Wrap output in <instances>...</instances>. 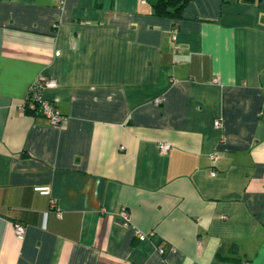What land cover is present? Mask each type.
Returning <instances> with one entry per match:
<instances>
[{"label":"crops","instance_id":"0c3cea01","mask_svg":"<svg viewBox=\"0 0 264 264\" xmlns=\"http://www.w3.org/2000/svg\"><path fill=\"white\" fill-rule=\"evenodd\" d=\"M0 264H264V0H0Z\"/></svg>","mask_w":264,"mask_h":264},{"label":"built area","instance_id":"2783aa9c","mask_svg":"<svg viewBox=\"0 0 264 264\" xmlns=\"http://www.w3.org/2000/svg\"><path fill=\"white\" fill-rule=\"evenodd\" d=\"M58 81L55 78L48 77L46 75H41L38 79L31 84L28 96L26 100V109L33 112L35 115H43L50 119L51 123L54 125L63 124L67 117L63 115L57 108L56 104L46 98L43 95V91L46 87H56ZM164 99L162 97L157 99V103H162ZM215 126L217 128L223 127V121L221 119H217L215 121ZM161 151L163 153H167L172 148V143L169 141H164L160 144ZM215 175V173H213ZM36 191L50 195L52 193V189L50 185H41L37 186ZM52 208H57V200L55 198L52 199ZM59 215L61 216V212L59 211ZM16 235L23 239L26 233V226L21 222H15L14 224ZM141 238H145V235L140 234ZM171 250H174V248ZM167 249L165 247L160 248L161 253H165Z\"/></svg>","mask_w":264,"mask_h":264},{"label":"trees","instance_id":"16d2710c","mask_svg":"<svg viewBox=\"0 0 264 264\" xmlns=\"http://www.w3.org/2000/svg\"><path fill=\"white\" fill-rule=\"evenodd\" d=\"M151 1L156 14L162 16H169L172 18H180L182 16L183 9L192 0H151ZM242 1L248 4H254L258 2V0H242ZM27 112L33 113L28 109Z\"/></svg>","mask_w":264,"mask_h":264}]
</instances>
